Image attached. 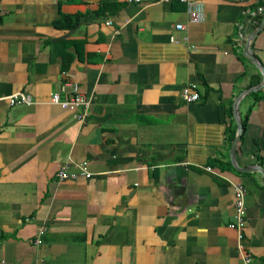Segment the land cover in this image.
Listing matches in <instances>:
<instances>
[{
    "label": "crops",
    "instance_id": "crops-1",
    "mask_svg": "<svg viewBox=\"0 0 264 264\" xmlns=\"http://www.w3.org/2000/svg\"><path fill=\"white\" fill-rule=\"evenodd\" d=\"M194 1L195 23L180 0H0V95L34 102L0 105V264H243L229 181L246 189L249 264L264 263V175L215 163L230 162L235 98L263 78L244 55L264 66L258 0ZM63 15L79 19L66 38ZM68 80L92 97L83 121L48 103ZM235 157L264 168V100ZM68 159L95 174L59 181Z\"/></svg>",
    "mask_w": 264,
    "mask_h": 264
},
{
    "label": "built area",
    "instance_id": "built-area-1",
    "mask_svg": "<svg viewBox=\"0 0 264 264\" xmlns=\"http://www.w3.org/2000/svg\"><path fill=\"white\" fill-rule=\"evenodd\" d=\"M169 1V0H163ZM186 3L187 13L189 14V19L191 22H200L204 19L203 5L198 1L194 0H180ZM263 8L258 7L256 11L252 12V16H257L262 14ZM107 24L111 25V21H107ZM182 24H176V29H181ZM114 32L117 33L118 30L114 29ZM65 74V71H63ZM62 90L64 95L60 91H52L49 95L48 103L55 104L64 110H71L75 113V118L79 121H83L89 114L91 108V95H86L83 93L78 84L65 81L63 82ZM65 93H67L65 95ZM182 99L186 103H192L200 98V93L198 92L196 84H189L183 87L181 91ZM29 94L24 91H15L7 95H0V105L5 104L6 106H14L17 104H33ZM206 171L215 172L213 167L207 165L203 167ZM95 172L91 171L85 162H76L71 159L65 161L57 169L55 175L59 181L62 180H77V179H89ZM229 185L233 188L234 192V216L233 221H231L228 226L235 231H237L239 241V250L241 254V259L243 264H249L251 261V256L246 250L243 241V229L246 225V204H245V186L239 182L229 181ZM40 230H43L40 228ZM39 230V231H40ZM37 244H40L42 240L37 238L35 241Z\"/></svg>",
    "mask_w": 264,
    "mask_h": 264
},
{
    "label": "water",
    "instance_id": "water-1",
    "mask_svg": "<svg viewBox=\"0 0 264 264\" xmlns=\"http://www.w3.org/2000/svg\"><path fill=\"white\" fill-rule=\"evenodd\" d=\"M78 25L76 27L70 28L66 33H64L61 36V38H66L69 35L73 34L76 31ZM263 25H264V17L260 21L259 25L249 35V37H248V41L249 42L261 30V28L263 27ZM249 42H248V45H249ZM244 55L247 58H249V60L259 69V71L262 73L263 78H262V81L259 84L254 85V86L250 87L249 89H247L246 91H243V92L239 93L237 95V97L235 98L234 102H233V118H234V122L236 124V133H235L234 138L230 142L229 156H230V162H231L232 166L237 171H239V172H248V171H251V169H254V170H259L264 175V168L261 167L260 165H252L251 167H249V169H245V168L240 167L238 165L237 160H236V157H235L236 149H237V143H238V141L241 138V134L243 133V124H242L241 117H240V114H239V111H238V108H237L238 107V103H239L240 99L243 97V95L245 93L251 92V91H257V90H259L260 88H262L264 86V66H263V64L250 51L249 46H247L245 48Z\"/></svg>",
    "mask_w": 264,
    "mask_h": 264
},
{
    "label": "trees",
    "instance_id": "trees-1",
    "mask_svg": "<svg viewBox=\"0 0 264 264\" xmlns=\"http://www.w3.org/2000/svg\"><path fill=\"white\" fill-rule=\"evenodd\" d=\"M258 7H262L263 8L262 14L261 15H257V16H252L251 13L256 11ZM252 9H253V11L250 12L251 18L252 19H256L257 23L260 22V19L264 15V0H258L257 3L252 5ZM78 20H79L78 19V15H76V16L63 15V16H61V18L59 20H57L55 22V25H56V27L61 28V29H70V28L75 27L78 24V22H79ZM62 41H66V40H62ZM260 80H261V77L258 76V78H256L253 83L257 84V83H259ZM250 94L251 95H257V96H255L253 102L247 108L245 115L243 116V118H241V121H242V124H243V133L241 134V138L240 139L243 138L246 122H247V119H248V116H249V112L252 110L254 104H256L260 100H264V93H262L261 90L253 91ZM235 132H236V125H235L234 121L231 120V126L228 127L227 130H226L227 145H230L231 140L235 136ZM215 163L221 169H226L227 167L232 168L231 163L228 160L226 162H224V163L216 160Z\"/></svg>",
    "mask_w": 264,
    "mask_h": 264
}]
</instances>
